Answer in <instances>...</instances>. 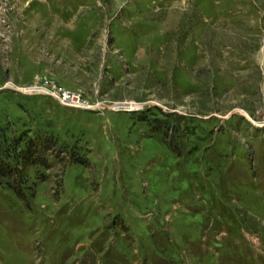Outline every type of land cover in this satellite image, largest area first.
Segmentation results:
<instances>
[{
  "label": "rangeland",
  "instance_id": "obj_1",
  "mask_svg": "<svg viewBox=\"0 0 264 264\" xmlns=\"http://www.w3.org/2000/svg\"><path fill=\"white\" fill-rule=\"evenodd\" d=\"M16 138L0 264H264V0H0Z\"/></svg>",
  "mask_w": 264,
  "mask_h": 264
},
{
  "label": "trees",
  "instance_id": "obj_2",
  "mask_svg": "<svg viewBox=\"0 0 264 264\" xmlns=\"http://www.w3.org/2000/svg\"><path fill=\"white\" fill-rule=\"evenodd\" d=\"M45 139V138H44ZM20 139L16 138L13 141L11 140L12 144H8L4 150V153L6 158H0V178L3 176H7V173H12L14 170L18 171V166L20 161L24 164H28L31 161H36V158H33L32 148H33V141L29 138L25 140V144L22 149L17 151L16 149L19 147ZM169 148H171L174 152L178 153L177 146L172 142L171 145H169ZM72 162L74 163H80L86 165L87 162L84 158L78 157L75 153H72ZM1 157V156H0ZM11 160H8L10 159ZM8 160V161H7ZM44 161V160H42ZM45 162V161H44ZM46 167L48 166L45 164ZM14 167V169H13ZM8 168V169H7ZM9 170V171H8ZM23 171V170H22ZM21 176V175H20ZM18 184H11V187H14L17 192H20Z\"/></svg>",
  "mask_w": 264,
  "mask_h": 264
},
{
  "label": "built area",
  "instance_id": "obj_3",
  "mask_svg": "<svg viewBox=\"0 0 264 264\" xmlns=\"http://www.w3.org/2000/svg\"><path fill=\"white\" fill-rule=\"evenodd\" d=\"M44 93L52 96L63 106L84 107V108L89 107V104L82 99L80 94L67 90L61 86H57L53 89H46Z\"/></svg>",
  "mask_w": 264,
  "mask_h": 264
}]
</instances>
